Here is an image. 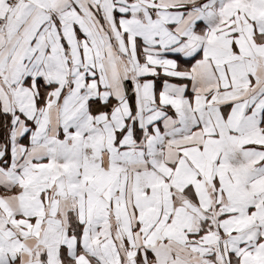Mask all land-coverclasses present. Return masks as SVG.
<instances>
[{"label": "snow or ice", "instance_id": "obj_1", "mask_svg": "<svg viewBox=\"0 0 264 264\" xmlns=\"http://www.w3.org/2000/svg\"><path fill=\"white\" fill-rule=\"evenodd\" d=\"M0 264H264V0H0Z\"/></svg>", "mask_w": 264, "mask_h": 264}]
</instances>
